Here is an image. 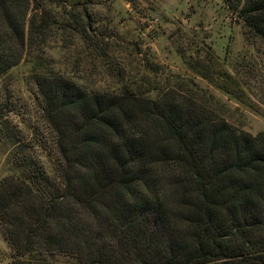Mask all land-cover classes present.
Returning <instances> with one entry per match:
<instances>
[{"label": "trees", "instance_id": "trees-1", "mask_svg": "<svg viewBox=\"0 0 264 264\" xmlns=\"http://www.w3.org/2000/svg\"><path fill=\"white\" fill-rule=\"evenodd\" d=\"M224 2L264 42V0ZM80 4L0 0V83L23 61L42 65L50 36L74 35L87 59L104 60ZM125 76L120 67L114 88L91 89L31 75L53 166L33 151L18 159L22 174L0 181L8 264H264V131L241 132L175 90L144 91ZM3 107L0 141L13 132Z\"/></svg>", "mask_w": 264, "mask_h": 264}, {"label": "rangeland", "instance_id": "rangeland-1", "mask_svg": "<svg viewBox=\"0 0 264 264\" xmlns=\"http://www.w3.org/2000/svg\"><path fill=\"white\" fill-rule=\"evenodd\" d=\"M75 1L85 22V11L92 13L106 58L95 65L74 35L57 41L50 36L42 65L23 61L7 73L0 83L1 114L11 119L13 132L0 141V181L22 174L18 159L33 151L43 155L46 168L53 166V134L30 80L35 71L59 73L92 89L114 88L119 81L114 75L123 67L121 81L128 86L175 90L241 132L264 131V42L224 0ZM195 63L208 66L213 80L198 74L199 66L191 70ZM16 139L23 141L22 149L13 146ZM9 255L0 235V264H8Z\"/></svg>", "mask_w": 264, "mask_h": 264}]
</instances>
